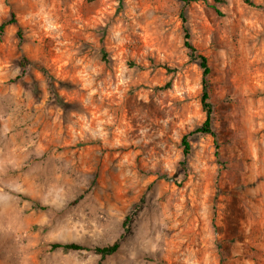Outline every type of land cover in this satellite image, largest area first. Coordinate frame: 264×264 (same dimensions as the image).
Masks as SVG:
<instances>
[{"label": "rangeland", "instance_id": "1", "mask_svg": "<svg viewBox=\"0 0 264 264\" xmlns=\"http://www.w3.org/2000/svg\"><path fill=\"white\" fill-rule=\"evenodd\" d=\"M11 14L0 264H264V0H0ZM185 30L216 134L187 156L205 113Z\"/></svg>", "mask_w": 264, "mask_h": 264}, {"label": "trees", "instance_id": "2", "mask_svg": "<svg viewBox=\"0 0 264 264\" xmlns=\"http://www.w3.org/2000/svg\"><path fill=\"white\" fill-rule=\"evenodd\" d=\"M183 3L189 2V0H180ZM184 22V19H183ZM15 25L18 26V22L16 21L13 14H11V17L9 20L2 22L0 24V35L4 33V30L7 26ZM19 27V26H18ZM17 36L21 40L22 32L18 28ZM189 34L185 30L184 31V47L189 51V54L191 57H195L199 62V67L201 69V84H202V91H201V106L205 113V119L201 126L189 134L182 137V146H183V154L184 156H187L190 152V144H189V137L196 135V134H205L209 135L213 138L214 142H216V134L213 130V123H212V114L213 109L212 105L210 103V87H209V74L210 69L208 67L207 59L201 54H198L197 51L194 49V47L189 42ZM125 221H128L126 218ZM52 249H62L65 251H79V250H89L86 247H83L82 245L76 244V243H70V244H61L56 243L51 245ZM120 248V242L115 241L113 244L103 247V248H93L95 254L99 255L101 260L104 259L107 256H111L115 254Z\"/></svg>", "mask_w": 264, "mask_h": 264}]
</instances>
